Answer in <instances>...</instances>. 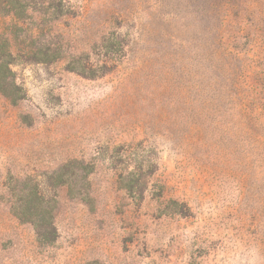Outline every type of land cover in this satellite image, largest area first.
I'll use <instances>...</instances> for the list:
<instances>
[{
	"label": "rangeland",
	"instance_id": "obj_1",
	"mask_svg": "<svg viewBox=\"0 0 264 264\" xmlns=\"http://www.w3.org/2000/svg\"><path fill=\"white\" fill-rule=\"evenodd\" d=\"M0 264H264V0H0Z\"/></svg>",
	"mask_w": 264,
	"mask_h": 264
},
{
	"label": "trees",
	"instance_id": "obj_2",
	"mask_svg": "<svg viewBox=\"0 0 264 264\" xmlns=\"http://www.w3.org/2000/svg\"><path fill=\"white\" fill-rule=\"evenodd\" d=\"M34 196L39 197L35 193L32 194V197H34ZM31 200L32 199L29 198V200H28L29 204L32 203ZM33 200H35V199H33ZM29 212H30V210H29ZM30 213H32V212H30ZM42 213H46L47 214V211L44 210V212L42 211ZM30 215H31V218H30L29 221L31 222V224L35 228V233H36L37 239L39 241H43V242H46V243H52L53 241H55L56 232H55V229L53 228V226L51 224L50 225L48 224V225L45 226L43 224L44 222H42L43 221L42 218L38 219L36 217V216H38L37 213L33 214V216L36 217L37 219L33 218L32 214H30Z\"/></svg>",
	"mask_w": 264,
	"mask_h": 264
}]
</instances>
